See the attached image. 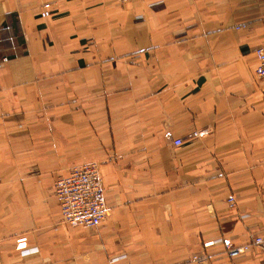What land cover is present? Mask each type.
<instances>
[{
    "label": "crops",
    "instance_id": "0c3cea01",
    "mask_svg": "<svg viewBox=\"0 0 264 264\" xmlns=\"http://www.w3.org/2000/svg\"><path fill=\"white\" fill-rule=\"evenodd\" d=\"M258 48L264 0H0V264H264L222 248L264 231ZM86 163L107 211L71 228Z\"/></svg>",
    "mask_w": 264,
    "mask_h": 264
},
{
    "label": "built area",
    "instance_id": "2783aa9c",
    "mask_svg": "<svg viewBox=\"0 0 264 264\" xmlns=\"http://www.w3.org/2000/svg\"><path fill=\"white\" fill-rule=\"evenodd\" d=\"M125 4L128 0H116ZM50 16V5L44 4L40 13L41 18ZM257 62L255 76L264 79V48L254 52ZM180 140L174 141V146H179ZM54 196L59 204L62 223L71 228H97L105 219L106 203L102 182L94 165L73 168L66 177L59 178L54 185ZM229 203L232 205L233 200ZM206 243L204 246H209ZM250 247L264 251V231L255 235L249 244L234 246L224 242V253L231 259L245 253Z\"/></svg>",
    "mask_w": 264,
    "mask_h": 264
},
{
    "label": "rangeland",
    "instance_id": "374dc122",
    "mask_svg": "<svg viewBox=\"0 0 264 264\" xmlns=\"http://www.w3.org/2000/svg\"><path fill=\"white\" fill-rule=\"evenodd\" d=\"M258 79H259V78H258ZM205 135H206V132H203V131H201V132H196V133H193V134H192L193 137H202V136H205ZM87 165H88V166H90V165H94V166L96 167V169H97L98 176H99V178H100L98 164H95V163H86V164H83V165H81V166H87ZM81 166H76V167H74V168H78V167H81ZM72 169H73V168H72ZM72 169H71V170H72ZM71 170H70V171H71ZM70 171H69V172H70ZM69 172H68V174H69ZM68 174H67V175H68ZM61 177H66V176H61ZM61 177H59V178H61ZM59 178H57V180H58ZM57 180H56V181H57ZM100 180H101V178H100ZM56 181L54 182V185H55ZM54 185H53V190H52V191H53V196H54ZM54 197H55V196H54ZM60 221L62 222V220H61V216H60ZM254 236H255V235H254ZM254 236H253V237H254ZM253 237H252V238H253ZM252 238H251V239H252Z\"/></svg>",
    "mask_w": 264,
    "mask_h": 264
}]
</instances>
